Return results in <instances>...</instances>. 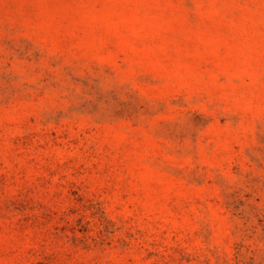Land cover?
Returning a JSON list of instances; mask_svg holds the SVG:
<instances>
[{
    "label": "rangeland",
    "instance_id": "1",
    "mask_svg": "<svg viewBox=\"0 0 264 264\" xmlns=\"http://www.w3.org/2000/svg\"><path fill=\"white\" fill-rule=\"evenodd\" d=\"M0 264H264V0H0Z\"/></svg>",
    "mask_w": 264,
    "mask_h": 264
}]
</instances>
